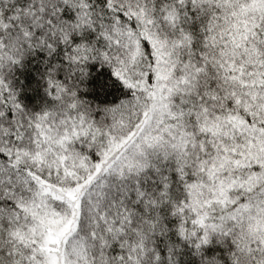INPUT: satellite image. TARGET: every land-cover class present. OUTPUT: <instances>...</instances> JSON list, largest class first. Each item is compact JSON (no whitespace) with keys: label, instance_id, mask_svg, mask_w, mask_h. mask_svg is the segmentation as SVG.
<instances>
[{"label":"snow or ice","instance_id":"6c2138e0","mask_svg":"<svg viewBox=\"0 0 264 264\" xmlns=\"http://www.w3.org/2000/svg\"><path fill=\"white\" fill-rule=\"evenodd\" d=\"M0 264H264V0H0Z\"/></svg>","mask_w":264,"mask_h":264}]
</instances>
